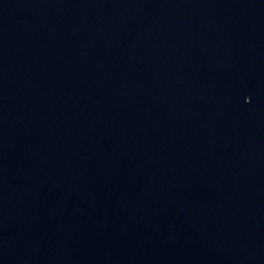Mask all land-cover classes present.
Wrapping results in <instances>:
<instances>
[{
    "label": "water",
    "instance_id": "obj_1",
    "mask_svg": "<svg viewBox=\"0 0 264 264\" xmlns=\"http://www.w3.org/2000/svg\"><path fill=\"white\" fill-rule=\"evenodd\" d=\"M0 264H264V0H0Z\"/></svg>",
    "mask_w": 264,
    "mask_h": 264
}]
</instances>
